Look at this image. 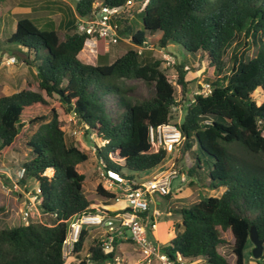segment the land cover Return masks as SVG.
<instances>
[{"label": "trees", "instance_id": "obj_1", "mask_svg": "<svg viewBox=\"0 0 264 264\" xmlns=\"http://www.w3.org/2000/svg\"><path fill=\"white\" fill-rule=\"evenodd\" d=\"M94 1L77 0L73 11L66 4L60 6L58 26L51 20L42 25L41 20L19 18L7 37V42L26 50L24 56L31 58L41 91L23 88L0 96V150L25 125H36L25 142L28 159L21 163L18 181L36 182L33 194L42 220L0 229V264H65L62 245L69 220L95 212L93 204L115 202V194L100 182L92 197L85 196V175L77 167L89 156L67 140L60 123L63 115L74 114L86 135L102 140L95 150L105 170L133 178L166 160L168 153L149 142L148 130L172 120L175 87L160 68L162 59L142 55L151 36L160 48L172 44L192 54L204 53L213 69L205 78L210 93L195 94L177 124L183 137L178 152L191 156L187 169L194 179L191 187L199 183L208 190L223 189L177 208L174 236L163 249L170 257L179 253L201 256L206 264H228L217 249L227 243L221 231L230 230L234 264H244L251 226L264 241V0H135L144 6L132 11L131 18L116 21L118 35L129 37L134 47L109 61L105 38L96 37V61L88 64L78 53L92 36L77 32L76 20L91 13ZM99 1L122 6L127 0ZM57 5L58 0L48 4ZM137 16L141 27L135 29ZM240 36L245 46L257 47L256 55L243 60L232 51L231 68L223 72L222 55ZM175 71V83L184 96L189 69L181 62ZM128 79L142 80L153 92L134 96L123 82ZM256 90L263 95L259 103L253 97ZM37 108L43 112L38 114ZM233 145L262 161L244 160ZM86 238L84 230L75 243L77 258ZM118 246L114 242L113 251L104 253L92 239L86 251L90 259L102 262L113 257ZM255 261L264 264V244Z\"/></svg>", "mask_w": 264, "mask_h": 264}, {"label": "rangeland", "instance_id": "obj_2", "mask_svg": "<svg viewBox=\"0 0 264 264\" xmlns=\"http://www.w3.org/2000/svg\"><path fill=\"white\" fill-rule=\"evenodd\" d=\"M42 0H38L41 2ZM61 1V0H60ZM77 0H62V2L74 7ZM32 0H0V96L10 95L23 88H29L36 91H41L37 87V83L33 77L36 69L32 65L31 58L24 56L25 49L16 43L7 42V37L14 30L17 19L30 16L28 14V6H31ZM144 6V2L139 3L133 0L132 11L137 12ZM53 15L51 18L57 23L61 16L55 7L52 8ZM45 12V11H43ZM133 14V13H132ZM136 28H140L139 18L137 16ZM237 42V44H236ZM230 47H228L222 55V62L224 63L223 72L230 70L233 59L232 51L236 52L237 57L243 56V60H247L256 55L257 47L254 44L245 46L243 44L242 36L238 37ZM147 44L149 46L144 49L143 56H151L153 58H160L163 62L160 68L165 72L169 81L175 87V98L180 100V104L183 107L190 100L195 91L205 83L207 75H212L213 69L208 66V59L202 52L190 53L176 45H168L165 48H160L154 43V36L147 38ZM134 46L130 42V38L123 36L119 37V40L115 44H108L105 42V50L108 52L109 61L114 60L120 56L127 49ZM97 54V45L94 37L86 40L84 47L79 53V59L88 64H94ZM14 57L15 62L8 64L7 59ZM166 58H171L170 62L166 61ZM28 61V64L24 61ZM168 60V59H167ZM185 63L189 69L186 74V79L190 80L188 84V90L182 95L178 86L175 83L176 71L175 66L179 63ZM126 87L131 89V94L136 97H147L153 92L152 87L147 86L140 79H128L123 81ZM263 95L256 90L253 94L254 99L259 103ZM49 102H54V99L48 98ZM37 113L43 112L41 108H37ZM185 111V108H184ZM183 111V114H184ZM178 111H175L174 114ZM175 122L178 119L173 116ZM61 128L64 130L68 141L75 143L78 147L83 149L88 154L87 161L78 165L79 172L84 173L85 181L83 183V190L85 196L88 198L94 194L96 183L99 181V172L102 170V163L97 156L95 148L102 144V140L86 135L84 131V124L72 113L63 115L60 117ZM36 125H25L15 140L7 147L0 150V229L7 227H14L19 224H24L22 220V210H26L31 201H34V191L36 190V182L33 179H29L25 185L19 183L21 163L28 159L27 146L25 144L28 136L33 132ZM73 131L77 132L76 134ZM233 151L243 157L248 162H261V156L248 155L237 145L232 146ZM191 165V156L188 154L180 155L179 152L173 151L168 154L166 160L159 166L140 172L134 176L136 179L143 178L148 179L151 175L159 172L161 168L174 170L177 174L172 179L170 192L165 196H156V199L160 200V205H151L150 209L157 207L161 212L158 219V228L154 233L159 243L168 241L169 234L172 235L169 223H172L179 216L176 212L177 208L188 207L194 202L198 201L200 196L205 195H218L223 189L218 191H212L201 187L199 183H196L193 187L189 185L194 179L188 176L187 169ZM161 166V168H160ZM49 175V172H47ZM100 203V202H99ZM97 203V204H99ZM124 201H120L117 204L112 203L111 208L125 205ZM37 206V205H36ZM37 209V208H36ZM39 212V210H38ZM28 221L34 222L42 220V216L36 210L30 211ZM169 221V223L167 222ZM152 237V236H151ZM221 237L227 242L218 247V251L228 261V264H234V254L232 253L233 237L230 230L221 231ZM91 237L86 238L85 244L81 251L84 254L91 244ZM232 240V241H231ZM120 250L124 252V256L128 260L129 264L135 262L139 257L138 253L134 250V247L129 243L119 244ZM253 244L250 240L247 241L244 248V261L245 264H257L256 259H249L248 256L251 253ZM74 257H70L65 260V264H75L72 260Z\"/></svg>", "mask_w": 264, "mask_h": 264}, {"label": "built area", "instance_id": "obj_3", "mask_svg": "<svg viewBox=\"0 0 264 264\" xmlns=\"http://www.w3.org/2000/svg\"><path fill=\"white\" fill-rule=\"evenodd\" d=\"M133 0H127L122 6H108L99 0L92 3L91 13L84 17H77L76 31L87 33L92 37H103L108 44H115L119 40L116 29V21L120 18H131ZM149 46V45H148ZM142 49L140 48L139 51ZM168 59V60H167ZM171 58H166L170 62ZM8 64L15 62L14 57H9ZM211 91L209 83L198 88L195 94L207 95ZM194 95L187 102L185 107L193 101ZM180 100L175 98V103L171 106L173 119L160 126H150L148 130L149 142L152 145L162 146L168 154L178 151L182 142V134L177 124L180 122L184 108ZM175 111H178L174 114ZM74 134L77 132L73 131ZM102 163V162H101ZM99 172V182L101 185L115 194L114 201H124L126 204L122 208L108 210L106 205L93 204L91 208L95 212H84L73 216L68 222V230L63 241L62 252L64 260L74 253L75 243L78 242L82 232L85 230L87 237L100 243L102 251L109 253L114 249V242L129 243L134 247L139 257L132 264H206L203 257H184L179 253L170 257L163 249L164 243H159L154 236L157 230L158 219L161 212L157 207L150 209L151 204H156V196H165L170 192L171 182L176 173L174 170L161 168V170L148 179L127 178L113 169L105 170L103 164ZM37 202L31 201L26 210H22V220L27 224L31 210L38 213ZM152 236V237H151ZM119 247V246H118ZM75 264H129L128 260L119 249L118 252L102 262H95L89 258V253L85 251L81 257L76 259Z\"/></svg>", "mask_w": 264, "mask_h": 264}, {"label": "crops", "instance_id": "obj_4", "mask_svg": "<svg viewBox=\"0 0 264 264\" xmlns=\"http://www.w3.org/2000/svg\"><path fill=\"white\" fill-rule=\"evenodd\" d=\"M51 1H52V0H51ZM51 1H49V0H42L41 2H38V0H32V4H31V6H28V13L26 14V16H27L28 14L31 13V15H30V16H27V17H28V18H32L33 20H41V22H42L41 24H42V25H45V22H46L47 20H51L56 26H58V24H59L60 21L62 20V12H61L60 8L62 7L63 4H66V3L62 2V0H61V3H62V4H60V0H58V5L55 7V9L59 11L61 18H60V20L56 23V22L51 18V16L54 14L53 11H52V8L48 6L49 2H51ZM66 5H68V6L71 8V10L73 11V8H74V7H72V6L69 5V4H66ZM60 6H61V7H60ZM43 11H45V12H43ZM41 24H40V25H41ZM79 53H80V52H79ZM79 53H78V58H79ZM95 61H96V58H95ZM94 64H95V63H94ZM98 182H99V181H98ZM98 182H97V183H98ZM97 183H96V185H97ZM155 201H156V204H155V205H160V204H161L160 200L156 199ZM118 202H120V201H118ZM118 202H115V204H117ZM100 204H102V203H100ZM102 205H105V204H102ZM110 205H111V204H110ZM110 205H106V208H107L108 210H114V209H116V208H122V207L124 206V205H122V206H117V207H113V208H111ZM151 205H152V204H151ZM153 205H154V204H153ZM178 220H179V216H178L177 219H175V221L172 222V223H169V221H167V222L169 223V225H170V229H171V231H172V235L169 234L168 241L174 236V224H175ZM168 241H167V242H168ZM231 241H232V240H231ZM164 243H166V242H164ZM124 244H125V243H124ZM131 246H132V245H131ZM119 249H120V247H119ZM217 250H218V249H217ZM218 252L220 253V251H218ZM123 253H124V252H123ZM124 254H125V253H124ZM81 255H83V254H81ZM125 255H126V254H125ZM126 256H128V255H126ZM73 257H74V258H73L72 260L74 261V259H75V262H76L77 256H73ZM248 258L251 259L252 256L249 255ZM244 264H245V261H244Z\"/></svg>", "mask_w": 264, "mask_h": 264}, {"label": "water", "instance_id": "obj_5", "mask_svg": "<svg viewBox=\"0 0 264 264\" xmlns=\"http://www.w3.org/2000/svg\"><path fill=\"white\" fill-rule=\"evenodd\" d=\"M249 240L253 244V248L251 250L253 259H260L263 252V244L264 241L259 238L257 231L254 226H251L249 229Z\"/></svg>", "mask_w": 264, "mask_h": 264}, {"label": "bare ground", "instance_id": "obj_6", "mask_svg": "<svg viewBox=\"0 0 264 264\" xmlns=\"http://www.w3.org/2000/svg\"><path fill=\"white\" fill-rule=\"evenodd\" d=\"M157 228H158V225H157Z\"/></svg>", "mask_w": 264, "mask_h": 264}]
</instances>
